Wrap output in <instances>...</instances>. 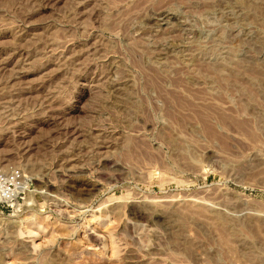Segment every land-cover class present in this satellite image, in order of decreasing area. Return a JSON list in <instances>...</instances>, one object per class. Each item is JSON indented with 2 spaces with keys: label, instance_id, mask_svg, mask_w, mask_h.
<instances>
[{
  "label": "rangeland",
  "instance_id": "obj_1",
  "mask_svg": "<svg viewBox=\"0 0 264 264\" xmlns=\"http://www.w3.org/2000/svg\"><path fill=\"white\" fill-rule=\"evenodd\" d=\"M0 264H264V0H0Z\"/></svg>",
  "mask_w": 264,
  "mask_h": 264
}]
</instances>
